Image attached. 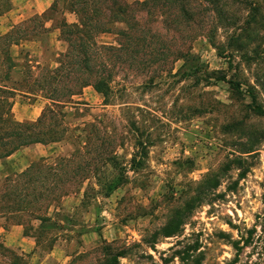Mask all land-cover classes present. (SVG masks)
<instances>
[{"label":"rangeland","instance_id":"obj_1","mask_svg":"<svg viewBox=\"0 0 264 264\" xmlns=\"http://www.w3.org/2000/svg\"><path fill=\"white\" fill-rule=\"evenodd\" d=\"M54 1L0 2V35L23 23L25 37L10 47L0 43V84H22L28 73L44 80L58 66L67 48L60 23L77 17L62 0L52 9ZM196 1L201 14L207 12V1ZM226 1L242 27L251 11L247 5L259 7L251 39H243L246 48L231 63L204 35L184 39L188 58L173 59L184 42L181 32L166 27L162 12L137 6V51L114 50L106 57L112 103L105 105L85 86L55 107L63 139L21 146L0 158V179L12 180L43 156L50 166L65 158L68 170L78 172L58 182L69 191L41 213L43 221L0 216V241L11 251H0V264H107L115 253L120 264H264V115L254 111L264 110V0ZM112 27L96 34L98 44L118 46L122 36L116 32L125 25ZM148 29L170 46L168 60L157 68L145 66L149 55L140 45ZM231 31L220 28L217 41ZM7 53L15 60L11 68ZM221 75L238 79L241 92ZM45 92L7 94L13 118L36 120L49 102ZM134 141L143 143L144 154L136 153L141 165L131 168ZM114 148L127 177L106 194L93 177L84 179L90 176L85 169L100 168L101 179L115 173L111 164L97 161Z\"/></svg>","mask_w":264,"mask_h":264},{"label":"trees","instance_id":"obj_2","mask_svg":"<svg viewBox=\"0 0 264 264\" xmlns=\"http://www.w3.org/2000/svg\"><path fill=\"white\" fill-rule=\"evenodd\" d=\"M1 1L5 3V0ZM62 1L65 4L63 6L76 15L77 20L72 23L62 20L60 23V31L67 43V48L59 55L58 66L47 71L49 74L44 77V80H40L38 77L29 78L30 73H28V78L22 84L16 81L14 86L0 84V158L9 156L21 146L33 143L47 144L63 139L60 136L64 134L65 129H62L56 122L58 113H56L55 107H64V104L69 102L74 95L79 94L85 86L90 85L97 93L101 94L105 105L112 103V74L108 72L109 62L106 57L114 50L125 51L128 54L137 51L134 50L138 48L136 45L134 46V36L137 32V26H134L136 25L134 10L137 6L151 14H161L160 12H162L166 27L181 32L182 40H188L189 37L194 38L197 35L208 37L212 46L218 50V54L228 58V63H231L234 53L246 48L245 41L251 39L254 32L250 28V23L255 21L259 10L255 3L250 2L247 8L251 11L247 14L246 25L242 27L239 26L235 13L227 8L226 0H206L208 7L205 10L207 12L203 14H201V10L197 9L202 4L196 0ZM234 1L237 2V0ZM56 2L57 0L54 1L52 9L56 7ZM115 23L125 25L124 28L117 29L116 33L122 36L118 46L98 44L95 39L96 34L114 30L112 26ZM22 25L23 23L17 24L11 31L0 35V43L5 42L10 47L25 38L20 32ZM193 26L197 31L190 35ZM220 28L227 30L232 28L224 42H218L216 39ZM185 40L172 51L173 59L188 58L190 54L188 47L185 49L182 47ZM141 42V47L149 55L145 59V66L157 68L160 67L159 64L168 60L166 54L170 51V46L167 41L161 40L158 33L148 29L141 35ZM6 60L10 68L15 65L14 57L10 53H7ZM154 62H158L156 66L152 65ZM193 70L198 72L199 67H195ZM59 72L60 74H56ZM6 77L8 78V74ZM219 79L224 80L235 91L241 92V84L238 79H227L225 75H221ZM37 90L46 91L44 98L49 101L41 115L33 121L14 119L11 113L10 95L7 94L14 91L32 93ZM251 98L253 100L254 96L251 95ZM254 111L259 115H264V110L259 106L254 107ZM135 137H140V135H135ZM133 144L136 151L131 154L128 162L131 168L141 165V161H136V153L143 151L144 154L142 142L134 141ZM84 148L86 147L82 149ZM46 161L47 157H40L38 161H32L24 171L15 174L12 180H9V176L0 179V189L3 187L0 190V216L26 214L43 221L45 216L41 213L46 212L53 202L60 200L68 193L69 189L59 186L58 182L72 180L71 178H75L74 176L78 172L75 170L72 173L71 170H68L65 158L59 157L54 166H50ZM97 161H102V165L111 164L114 169H117L116 172L104 175L105 179H101L99 176L103 174L100 172V168L88 167L85 170L89 172L90 176H84V179L93 177L106 190V194H109L125 181L126 166L119 161V155L115 148L111 154L98 156ZM0 251L11 252L1 241ZM120 256V253H115L107 261V264H120L118 260Z\"/></svg>","mask_w":264,"mask_h":264},{"label":"crops","instance_id":"obj_3","mask_svg":"<svg viewBox=\"0 0 264 264\" xmlns=\"http://www.w3.org/2000/svg\"><path fill=\"white\" fill-rule=\"evenodd\" d=\"M30 106L33 107V106H35V104H31ZM38 112H39V111H38ZM37 114H38V113H37ZM36 116H37V115H36ZM16 232H18V231L16 230Z\"/></svg>","mask_w":264,"mask_h":264}]
</instances>
